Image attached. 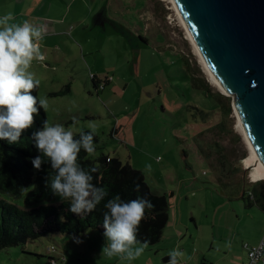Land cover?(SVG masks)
<instances>
[{
  "label": "rangeland",
  "instance_id": "obj_1",
  "mask_svg": "<svg viewBox=\"0 0 264 264\" xmlns=\"http://www.w3.org/2000/svg\"><path fill=\"white\" fill-rule=\"evenodd\" d=\"M86 1L95 4L94 18L104 5L107 18L129 36L107 24L81 41L84 55L82 45L79 54L63 45L62 51H72L73 59L64 58L51 71L35 70L41 73L35 75L40 80L38 97L57 88V81H71L65 74L75 69L77 94L58 98L56 105L48 102L49 125L61 124L76 135L91 131L89 122L94 123L100 142L89 158L109 156L141 171L150 190L167 197L168 223L160 243L131 262H117L116 257L102 254L103 234L89 229L77 236L50 233L24 246L3 249L0 264H45L52 247L60 264H146L157 253L153 248L160 245L167 251H183L188 264H221V259L228 264L240 262L241 249L257 245L264 234V212L244 198L259 185L243 164L249 149L237 127L233 97L221 93L210 81L169 0ZM109 79L112 84L103 90L101 86ZM97 83L99 91L94 88ZM87 84L94 99L83 90ZM206 85L214 96L220 93L231 99L232 113L225 118L222 133L209 130L222 115L218 112L214 117L210 111L204 96ZM126 129L128 140L123 137ZM214 144L220 145L224 157ZM238 168L233 174L232 169ZM27 193L22 198L5 197L28 209L34 206L24 204ZM60 202L56 196V203ZM73 237L82 242H74Z\"/></svg>",
  "mask_w": 264,
  "mask_h": 264
},
{
  "label": "clouds",
  "instance_id": "obj_2",
  "mask_svg": "<svg viewBox=\"0 0 264 264\" xmlns=\"http://www.w3.org/2000/svg\"><path fill=\"white\" fill-rule=\"evenodd\" d=\"M13 20L11 12L0 16V141L9 144L18 143L22 135L34 127L40 110L48 108L46 97L38 101L33 95L40 80L29 71L34 60L45 59L40 42L46 34V26L28 21L10 23ZM89 125L92 130L81 131L79 139H74L71 128L66 129L61 124L49 125L47 120L41 129L32 133L35 147L41 154L31 161L34 169L40 171L46 160L50 162L55 174L45 178V188L61 202L69 201L68 211L79 217L92 213L108 196L105 188L93 183L92 174L97 168L85 170L78 163L81 149L89 155L96 150V125L92 122ZM147 167L150 169V165ZM136 190L139 191V185ZM104 208L105 244L101 253L109 258L119 257L121 261L136 260L150 245L149 240L140 241L137 237L146 219V210L153 209L154 205L143 197L125 201L116 194L107 200ZM73 240L78 244L82 242L77 237ZM168 256V264H180L185 253L177 248Z\"/></svg>",
  "mask_w": 264,
  "mask_h": 264
},
{
  "label": "trees",
  "instance_id": "obj_3",
  "mask_svg": "<svg viewBox=\"0 0 264 264\" xmlns=\"http://www.w3.org/2000/svg\"><path fill=\"white\" fill-rule=\"evenodd\" d=\"M105 23L112 24L115 31L123 36H129L127 31L110 21L104 11ZM199 80L198 78H194ZM205 98L209 101L210 111L215 115L220 112L222 120L209 130L225 131V118L232 113L231 99L222 94L213 95L208 85L205 87ZM40 87L33 91V95L38 98ZM71 91L70 84H67L61 91L52 93L51 96H65ZM226 100L227 103L220 102ZM223 116H225L223 118ZM47 120L46 111L40 110L36 117L35 125L32 129L25 132L18 143L9 144L7 141H0V251L6 248L19 247L26 245L29 241L38 240L50 233H61L64 235L77 236L85 233L89 229H98L103 232V213L106 211L104 204L112 196L119 194L122 200L128 201L143 197L150 200L154 205L151 210H146V219L142 222L137 239L150 241L149 246L160 243L166 225L168 223L169 203L166 196L154 194L146 182L144 174L124 164L120 159H113L109 156H101L97 160L89 158V154L81 149L78 163L88 170L91 167L97 168L93 173V183L105 188L108 196L90 214L83 217L75 216L68 211L69 201L56 203L50 189L45 188V178L54 176L51 164L47 160L42 164L41 170L34 169L31 161L41 155L32 139V133L43 127ZM85 133L90 131H84ZM80 134V133H79ZM79 134L74 135V139H79ZM100 139L94 134V144H99ZM218 155L223 149L220 145H215ZM219 149V150H218ZM210 160L212 155L204 152ZM220 165L224 162L219 161ZM238 169H232L235 174ZM259 185L251 192L254 199L250 200L245 194L244 198L250 203L254 201L264 212V181L254 183ZM35 185V187H32ZM139 185V191L136 186ZM28 190L24 199V204L34 206L32 208H21L6 199V195L14 198H22ZM49 258V254L46 260ZM169 256L163 258V264H168ZM246 261V260H245ZM244 261V262H245Z\"/></svg>",
  "mask_w": 264,
  "mask_h": 264
},
{
  "label": "water",
  "instance_id": "obj_4",
  "mask_svg": "<svg viewBox=\"0 0 264 264\" xmlns=\"http://www.w3.org/2000/svg\"><path fill=\"white\" fill-rule=\"evenodd\" d=\"M173 2L264 166V0Z\"/></svg>",
  "mask_w": 264,
  "mask_h": 264
},
{
  "label": "crops",
  "instance_id": "obj_5",
  "mask_svg": "<svg viewBox=\"0 0 264 264\" xmlns=\"http://www.w3.org/2000/svg\"><path fill=\"white\" fill-rule=\"evenodd\" d=\"M87 3L88 2L86 0H0V16H3L8 12L13 13L14 20L11 21L10 23H23L24 21H28L37 26L41 24L46 26L47 29L46 34L44 36V39L40 42L41 52L45 56V59L43 61L34 60L32 62V66L29 69V71L37 75L38 73L36 74L35 72L37 68L51 71L55 69L59 61L62 60L65 61L64 58L72 61L74 54L71 55L72 51L69 50L62 51V46L66 44L68 47H70V49L75 48L77 54H79L78 50L80 48V45H82L81 41L82 40L86 41L89 36L91 37L90 34L96 32V28L103 29L108 24L105 23L104 21V17H105L104 11H106L104 5L99 7L101 9L100 13H103L101 22H103L104 25H101L100 22L97 20L98 16L94 18L95 9H96L95 4L87 5ZM108 19L111 21L110 18ZM80 51L81 54L84 55L83 45L80 48ZM74 72L75 69L72 68V70H69V72L65 74L70 77L71 81L68 78H66L68 79V82H64V84H61L59 81L55 82L58 87L56 86L57 88H55L52 91L50 90V93L48 95H45L50 105L51 104L54 105V103L55 105L58 104L56 101L61 100L58 98L77 94L76 86H75L76 79L74 78L75 76ZM38 75H41V73H39ZM82 75H84V73ZM55 83L53 85H55ZM110 83L111 82L107 83L105 87ZM67 84H70L71 86V91L69 94L65 96H55V97L51 96L52 93L62 90ZM98 86L99 83H97L96 85L94 84V88L97 91H99ZM73 88L75 89L74 91ZM83 90L86 92V94L89 92L91 98L94 99V96L92 95V92H90L88 84L84 85ZM103 90H105V88ZM103 94L106 99L110 100V98H108L107 96V93L104 92ZM56 107L58 108L59 105ZM45 111L48 120L47 110ZM126 125L127 128H129L130 124L127 123ZM126 130L127 131L124 132L123 137L125 140H128L129 129ZM102 230L104 231V229ZM100 232L101 234H103L102 231ZM162 246L163 245L153 248V249H157V253H155V257H153L154 259L149 260L148 262H146V264H163V258L167 257L168 253L171 250L167 251L166 249H163ZM96 248L97 247H95V250H97ZM219 251H223V250L220 248ZM241 251H242L241 260L236 264H242L244 263L243 261L246 260L247 257L246 249H245L246 253L242 249ZM58 257L63 258L64 257L63 253H59ZM187 257L188 256L185 255L180 260V264H186L189 261V258ZM116 259L117 262L120 260L119 257H116ZM46 262L47 260L45 261V264ZM221 264H228V263L226 262L225 259H221Z\"/></svg>",
  "mask_w": 264,
  "mask_h": 264
},
{
  "label": "bare ground",
  "instance_id": "obj_6",
  "mask_svg": "<svg viewBox=\"0 0 264 264\" xmlns=\"http://www.w3.org/2000/svg\"><path fill=\"white\" fill-rule=\"evenodd\" d=\"M171 2V4L173 5V8L174 10L176 11L178 17L180 18L181 20V23L182 25L184 26L186 32H187V36H188V39L189 41L193 44V46L195 47V50H196V53L199 55V58H200V62L202 64V66L204 67V70L205 72L207 73L210 81L212 82V84L221 92L223 93L224 95L225 94V91H224V87L220 84V82L214 77L213 73L211 72L205 58H204V55L201 53L198 45L196 44V41L193 37V35L188 31L185 23L183 22L182 18L179 16L177 10H176V7L174 5V2L173 0H169ZM226 96H229V95H226ZM235 109V108H234ZM235 117H237V120H238V128L240 130V132L242 133L243 135V138H244V141L246 142L247 146H248V149H249V154L248 156L246 157V159L244 160V166H245V169H249L251 171V179L253 182H258L260 180H264V166L259 162L258 158L256 157L254 151H253V148L252 146L250 145L243 129H242V126H241V122H240V118L235 110Z\"/></svg>",
  "mask_w": 264,
  "mask_h": 264
},
{
  "label": "built area",
  "instance_id": "obj_7",
  "mask_svg": "<svg viewBox=\"0 0 264 264\" xmlns=\"http://www.w3.org/2000/svg\"><path fill=\"white\" fill-rule=\"evenodd\" d=\"M109 82H112V79H109L107 81V83ZM105 85L101 86L102 89L105 88ZM247 195L248 198H250V200L254 199L251 192H249ZM245 249L247 251V257H246V261L243 264H264V234L257 245L254 246L245 245ZM48 254H49V258L47 259L46 264H60V261L55 257L56 249L54 247L48 249ZM61 259L65 260L64 257Z\"/></svg>",
  "mask_w": 264,
  "mask_h": 264
}]
</instances>
